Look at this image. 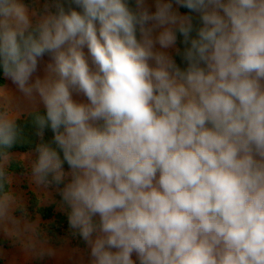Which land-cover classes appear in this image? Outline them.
<instances>
[{"label":"clouds","instance_id":"obj_1","mask_svg":"<svg viewBox=\"0 0 264 264\" xmlns=\"http://www.w3.org/2000/svg\"><path fill=\"white\" fill-rule=\"evenodd\" d=\"M0 71L89 264H264V0H0Z\"/></svg>","mask_w":264,"mask_h":264},{"label":"rangeland","instance_id":"obj_2","mask_svg":"<svg viewBox=\"0 0 264 264\" xmlns=\"http://www.w3.org/2000/svg\"><path fill=\"white\" fill-rule=\"evenodd\" d=\"M44 0H40L42 5ZM172 51V50H169ZM174 55V53H173ZM49 57L41 61V69L37 75L43 79L47 74L45 65ZM74 99L83 101L82 96ZM44 109L38 95L32 97L18 90L15 84L6 79L0 87V113H7L15 121L31 112ZM37 157L36 152L15 153L10 155L7 170L11 161H18L26 168L24 174L9 173V191L0 197L5 212L0 215V264H89V249L77 246L71 240H53L49 238L44 227L49 223L40 216H32L27 207L31 195H34L40 206H55L56 212H65L59 189L55 185H38L32 175V164ZM42 235V238L39 235Z\"/></svg>","mask_w":264,"mask_h":264},{"label":"trees","instance_id":"obj_3","mask_svg":"<svg viewBox=\"0 0 264 264\" xmlns=\"http://www.w3.org/2000/svg\"><path fill=\"white\" fill-rule=\"evenodd\" d=\"M25 2H28V0H25ZM181 11L183 12L184 10L181 9ZM177 46H180L179 43ZM175 59L178 64H181L179 57H175ZM181 67H183V64H181ZM6 79L7 78L3 76L2 71H0V87H3L6 84ZM44 111V109H41L31 112L28 115L15 121L18 126L20 135L18 137L17 143L12 148L6 150L9 155L15 153L25 154L36 152V147L38 144L47 143L52 140L53 133L50 130H45L43 139L38 137L36 134L38 129L34 123V117L37 114H44ZM53 147H55V145H53ZM1 161L2 159H0V162ZM64 169L65 171H68V167L66 164L64 165ZM26 171V168L21 162L11 161L6 170V174H24L26 173ZM8 191L9 182L6 178L3 188L0 189V197L7 194ZM27 209L32 216L38 215L43 220L49 221V223L44 227V230L49 238L57 241L69 239L77 246H85L86 243L79 236L78 232L69 227L67 210H65V212H56L55 206L53 205L40 206L38 199L34 195H31ZM39 237L42 238V235L40 234Z\"/></svg>","mask_w":264,"mask_h":264}]
</instances>
